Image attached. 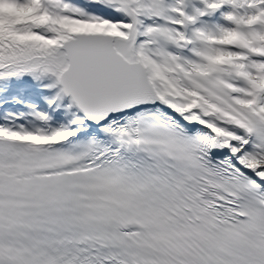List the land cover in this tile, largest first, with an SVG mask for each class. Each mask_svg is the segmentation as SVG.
<instances>
[{"label": "snow or ice", "instance_id": "6c2138e0", "mask_svg": "<svg viewBox=\"0 0 264 264\" xmlns=\"http://www.w3.org/2000/svg\"><path fill=\"white\" fill-rule=\"evenodd\" d=\"M0 264H264V0H0Z\"/></svg>", "mask_w": 264, "mask_h": 264}]
</instances>
